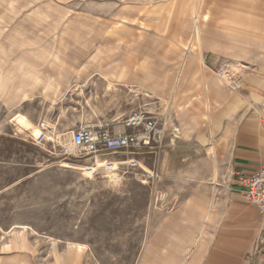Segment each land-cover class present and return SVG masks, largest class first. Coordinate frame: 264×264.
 Segmentation results:
<instances>
[{
	"label": "crops",
	"instance_id": "obj_1",
	"mask_svg": "<svg viewBox=\"0 0 264 264\" xmlns=\"http://www.w3.org/2000/svg\"><path fill=\"white\" fill-rule=\"evenodd\" d=\"M240 1L247 9L237 16L239 24L264 20V0ZM244 34L256 37L252 49L264 42L260 32ZM110 35L125 39L109 41L106 59L84 61L74 54L34 64L31 55L30 60L23 56L27 68L19 74L14 69L12 83L24 88L13 89L8 99L23 104L28 96L60 104L56 121L48 118L52 112L44 119L30 117L31 130L71 133L69 139L82 126L110 124L140 109L166 123L158 163L164 170L173 150V163L181 166L173 173L180 182L173 196L180 199L151 225L137 264H264V216L249 203L245 187V179L264 167V54H253L249 66L234 65L219 55L205 58L191 51L182 56L180 37L186 32H153L145 39L142 32ZM13 38L28 51L35 46L31 39ZM1 75L0 90L10 82ZM228 76L236 81L230 84ZM86 86L93 92L89 110L80 100ZM13 138L14 151L0 153V166L33 168L14 180L54 164L55 154L45 145L49 139L36 145L39 155L21 158L18 150L29 142Z\"/></svg>",
	"mask_w": 264,
	"mask_h": 264
},
{
	"label": "rangeland",
	"instance_id": "obj_2",
	"mask_svg": "<svg viewBox=\"0 0 264 264\" xmlns=\"http://www.w3.org/2000/svg\"><path fill=\"white\" fill-rule=\"evenodd\" d=\"M243 8L240 0H0V75L10 81L0 90V141L5 142L0 153L12 154L16 136L29 142L18 150L21 158L39 155L32 136L40 129L35 133L32 124L24 127L17 117L30 122V117L44 119L52 112L48 118L56 121L61 111L60 104L29 101L28 96L23 104L8 99L13 89L24 88L12 83L13 70L19 74L27 68L23 56L30 60L31 55L34 64L74 54L84 61L106 59L109 41L125 39L110 32H142L141 39L153 32H186L188 36L180 37L182 56L191 51L205 58L219 55L222 62L249 66V60L264 54V42L252 49L256 37L244 33L260 32L263 41L264 20L239 24ZM260 14L264 18V11ZM13 36L33 40L32 52ZM123 44H115L117 51ZM231 77L225 79L233 84ZM90 88L80 95L85 110L92 108ZM70 136L49 133L45 145L55 154L54 164L38 167L28 178L14 180L33 168L0 166V264H137L151 225L179 201L173 192L180 182L173 173L181 166L173 163V150L164 170L157 153L136 156L145 168L162 173L157 180L144 182L141 169L125 166L116 174L87 175L79 166L89 161L61 155ZM129 157L127 152L109 156L121 162Z\"/></svg>",
	"mask_w": 264,
	"mask_h": 264
},
{
	"label": "built area",
	"instance_id": "obj_3",
	"mask_svg": "<svg viewBox=\"0 0 264 264\" xmlns=\"http://www.w3.org/2000/svg\"><path fill=\"white\" fill-rule=\"evenodd\" d=\"M219 74L224 77L225 72L220 71ZM166 133L163 120L156 114L140 109L110 124L97 122L80 127L73 133L70 143L62 147L61 155L64 160L89 161L79 166L87 175L116 174L125 166L127 170L141 169V180L148 182L161 178V173L157 169L145 168L142 158L136 156L158 153L164 146ZM32 139L42 144L48 140V134L40 132ZM119 152H127L131 157L124 162L109 158ZM245 187L249 203L264 216V167L245 179Z\"/></svg>",
	"mask_w": 264,
	"mask_h": 264
},
{
	"label": "bare ground",
	"instance_id": "obj_4",
	"mask_svg": "<svg viewBox=\"0 0 264 264\" xmlns=\"http://www.w3.org/2000/svg\"><path fill=\"white\" fill-rule=\"evenodd\" d=\"M17 119H18L19 124H21L24 127L31 125V123L29 122V120L25 116H23V115H19L17 117ZM34 132L35 133H38L39 132V128H35Z\"/></svg>",
	"mask_w": 264,
	"mask_h": 264
}]
</instances>
